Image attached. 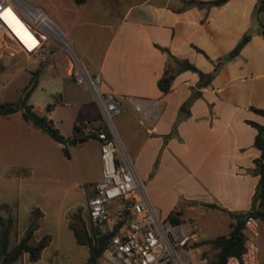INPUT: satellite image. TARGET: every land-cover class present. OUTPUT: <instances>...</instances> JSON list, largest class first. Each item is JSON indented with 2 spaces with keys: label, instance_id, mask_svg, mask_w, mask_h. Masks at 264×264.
<instances>
[{
  "label": "crops",
  "instance_id": "obj_1",
  "mask_svg": "<svg viewBox=\"0 0 264 264\" xmlns=\"http://www.w3.org/2000/svg\"><path fill=\"white\" fill-rule=\"evenodd\" d=\"M69 1L76 22L92 27L74 25L66 33L60 20L43 9L63 3L33 5L51 18L88 70L101 75L103 91L159 100L160 117L155 123L142 120L129 106L114 119L158 214H175L177 225L191 222L197 242L227 234L230 224L250 209L259 181L253 171V161L260 154L253 143L257 131L249 123H264V117L251 109H264V36L259 32L264 11L254 14L257 0H228L220 6L184 10H180L182 0H85L76 3L78 8H71L74 0ZM246 32L250 39L209 79L206 74L213 71L214 62L230 53ZM1 49L0 75L10 74L16 80L1 81L0 96L6 98L13 82L21 81L22 92L34 72L37 79L41 73H54L65 84L62 101L71 102L76 110L72 126L80 129L76 113L84 117L85 125L97 123L91 121L98 110L90 90L68 74L72 60L66 50L53 49L46 55V44L44 52L31 57L8 50L6 60ZM169 54L187 59L205 75L180 71L169 90L162 92L157 82ZM36 112L51 119L64 138L68 136L61 120H53L49 111ZM28 123L21 111L0 115V187L8 194L0 203L11 209L19 203L21 192L16 185L19 175L10 171H18L26 160L29 138H35L37 159L48 155L51 159L54 152L49 151L60 146L48 134L52 140L38 137L37 127L30 128ZM80 135L86 137L81 142L97 165L96 181L101 174L99 143L93 133ZM223 225L225 233L204 236V231Z\"/></svg>",
  "mask_w": 264,
  "mask_h": 264
},
{
  "label": "built area",
  "instance_id": "obj_2",
  "mask_svg": "<svg viewBox=\"0 0 264 264\" xmlns=\"http://www.w3.org/2000/svg\"><path fill=\"white\" fill-rule=\"evenodd\" d=\"M44 15L59 31L41 8L25 0H0V48L38 56L46 49L47 36H53L71 57L69 76L91 92L99 122L83 132L93 133L99 143L101 174L87 193V215L89 225L108 236L102 256L118 264H192L194 225H174L158 214L114 122L129 106L142 120L155 123L159 100L103 91L101 75L92 74L72 43L41 21ZM260 225L253 215L244 216L243 250L228 255L224 264H260Z\"/></svg>",
  "mask_w": 264,
  "mask_h": 264
},
{
  "label": "rangeland",
  "instance_id": "obj_3",
  "mask_svg": "<svg viewBox=\"0 0 264 264\" xmlns=\"http://www.w3.org/2000/svg\"><path fill=\"white\" fill-rule=\"evenodd\" d=\"M31 4L33 2H40L47 5L51 3L59 4L63 3L65 6L55 7H43L50 13L51 17H55L60 20L59 25L63 26L64 32L69 33L70 26H89L85 22H76L75 14L70 12L69 0H27ZM71 8H78L75 0L73 1ZM35 5V4H34ZM55 11V12H54ZM54 12V13H53ZM61 26V27H62ZM60 31V29H59ZM61 32V31H60ZM62 33V32H61ZM47 54H50L51 50L63 48V46L53 37L47 36ZM5 59L8 60L9 48L3 47ZM21 56V55H20ZM18 58V56L16 57ZM2 63L8 64L3 60ZM88 69V68H87ZM40 75V74H39ZM38 77V76H37ZM12 78L13 81L16 78L10 74L2 73L0 75V82L7 81ZM21 81L13 82L7 87L6 98L0 96V101H16L21 95ZM65 91V84L62 79L55 78L54 73L49 75L44 74L37 79V85L30 93L27 104L31 105L33 110L38 111L40 109L49 111L51 117L55 121H62V129L66 131L68 128V142L65 144L70 156L66 157L62 151V143L55 150H50L53 153L51 159L48 156L37 159L38 148L36 147V141L34 137L29 138L28 142V156L26 160L21 162L22 166L18 171L12 170L10 173L19 175L16 183L20 188V201L17 205L12 206L10 214L16 219L14 228L10 234L9 248H12L17 239L23 235L25 225L28 223L30 211L34 205H38L43 211V218L40 228L36 233V237L41 234L47 233L51 235V242L41 253V256L36 261H29L26 256L19 258L9 264H82L86 261L88 251L85 246L78 245L74 236L69 229L68 221L71 213L76 210H81L83 216L88 221L87 216V193L92 190L94 179L97 177V165L92 163L90 156L87 153V145L79 140H82L80 132L89 128L86 124H83V119L80 114L76 113L74 120L79 123L80 129L73 127L72 114L75 113L74 106L65 104L62 101V96ZM66 101V100H65ZM47 105H51L50 109L46 108ZM18 114V113H17ZM96 120L92 122H99V117H95ZM30 128H36L31 123H28ZM38 130V137L44 136L49 140H52L47 134L41 133ZM65 139V138H64ZM72 139H76L72 142ZM49 161L51 164L49 165ZM1 182H5L2 180ZM6 189L0 187V199L8 197ZM1 201V200H0ZM2 216H7L9 213L1 211ZM89 224V223H88ZM224 224V223H223ZM201 226V223H199ZM219 227V226H218ZM219 229V230H218ZM218 230V231H217ZM225 225L216 228L215 231H204L205 237H210L215 233H225ZM260 236L257 241L259 249V260L264 261V224L260 225ZM211 238H201L196 243H193V249L190 252L192 258V264H206L210 261L216 253L206 240ZM213 239V238H212ZM204 242V243H203ZM99 264H112L108 259L101 256L99 258Z\"/></svg>",
  "mask_w": 264,
  "mask_h": 264
},
{
  "label": "trees",
  "instance_id": "obj_4",
  "mask_svg": "<svg viewBox=\"0 0 264 264\" xmlns=\"http://www.w3.org/2000/svg\"><path fill=\"white\" fill-rule=\"evenodd\" d=\"M84 1L85 0H75L76 3H82ZM227 1L228 0H182L180 10L192 6L199 8L220 6ZM260 11H264V0H257L254 14L259 13ZM259 32L264 36V26L261 24ZM250 37V32H246L230 53L218 58L214 62L213 71L208 75L206 74V76L211 79L225 61L238 54L240 48L250 39ZM195 49L198 52L203 53L199 48L195 47ZM185 70L197 72L200 77L205 75L187 59H180L169 54L164 73L157 82L158 88L162 92H167L176 73ZM37 75L38 72L32 74L28 83L23 88L20 97L16 101H5L0 103V115H8L21 111L22 117L25 120L30 121L35 127L48 134L53 140L61 143L64 140V136L54 125L52 120L45 115L37 113L33 110L31 105L27 104L30 93L37 85ZM50 106L51 105H47L46 108L49 110ZM251 109L264 117V109L254 107H251ZM249 123L254 126L257 131L253 143L259 150L260 154L253 161V171L259 176V181L252 196L250 209L246 213L239 215L236 220L230 224V230L227 234L219 235L213 239L205 241L217 250L215 256L206 264H224L228 255L239 254L243 250L244 235L242 233V224L243 218L246 214L253 215L260 220L261 224H264V123L258 124L253 121H249ZM76 127L78 128V126ZM82 139L84 140L86 137H82ZM75 140L72 139L71 141L74 142ZM62 151L66 157L70 156L66 146L62 147ZM1 211L9 213L11 207L5 202L0 203V264L12 263L23 256H26L29 261L38 260L42 251L49 246L52 240L51 235L47 233L36 237V233L40 228L43 218L42 210L37 206L31 209L28 223L23 230V235L17 239L12 248H9V240L16 219L10 213L5 217L2 216ZM83 215L84 214L79 209L71 213L68 226L74 236L75 242L78 245L87 248L88 256L86 261L82 264H99V258L103 254L108 236L101 233L98 228L91 227ZM168 218L174 225L180 223L175 214H171ZM260 264H264V261L260 262Z\"/></svg>",
  "mask_w": 264,
  "mask_h": 264
},
{
  "label": "bare ground",
  "instance_id": "obj_5",
  "mask_svg": "<svg viewBox=\"0 0 264 264\" xmlns=\"http://www.w3.org/2000/svg\"><path fill=\"white\" fill-rule=\"evenodd\" d=\"M41 21H43V22H45L46 24H48L50 27H52V29H53L56 33H58V30L56 29V27L53 25V23L50 21V19H48L47 17H45V15H44V17L41 18ZM58 34H59V33H58Z\"/></svg>",
  "mask_w": 264,
  "mask_h": 264
},
{
  "label": "water",
  "instance_id": "obj_6",
  "mask_svg": "<svg viewBox=\"0 0 264 264\" xmlns=\"http://www.w3.org/2000/svg\"><path fill=\"white\" fill-rule=\"evenodd\" d=\"M79 141H81V140H79ZM67 142H68V139L65 138L61 143H62L63 146H65V144H66Z\"/></svg>",
  "mask_w": 264,
  "mask_h": 264
}]
</instances>
